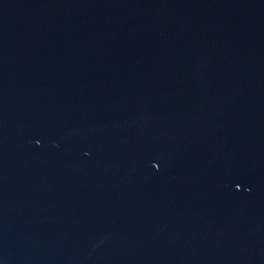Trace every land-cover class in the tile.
<instances>
[{
  "label": "water",
  "instance_id": "1",
  "mask_svg": "<svg viewBox=\"0 0 264 264\" xmlns=\"http://www.w3.org/2000/svg\"><path fill=\"white\" fill-rule=\"evenodd\" d=\"M0 264H264V0H0Z\"/></svg>",
  "mask_w": 264,
  "mask_h": 264
}]
</instances>
